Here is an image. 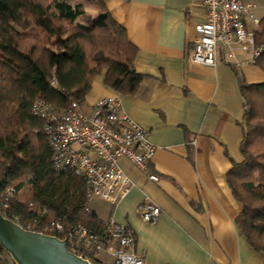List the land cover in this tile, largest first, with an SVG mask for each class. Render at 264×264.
Here are the masks:
<instances>
[{
  "label": "crops",
  "instance_id": "1",
  "mask_svg": "<svg viewBox=\"0 0 264 264\" xmlns=\"http://www.w3.org/2000/svg\"><path fill=\"white\" fill-rule=\"evenodd\" d=\"M98 2L136 48L134 67L142 80L134 94H122L105 84V71L83 108L91 112L101 98L117 96L123 111L150 131L156 152L147 172L159 180L122 158L134 187L118 205L92 199L90 211L104 223L126 225L146 264H264L239 232L243 206L228 184L229 172L244 160L241 81L264 83V72L240 51L230 58L221 49L215 67L190 60L195 26L204 17L200 0ZM247 2L264 13V4ZM147 198L161 209L155 224L138 213Z\"/></svg>",
  "mask_w": 264,
  "mask_h": 264
},
{
  "label": "trees",
  "instance_id": "2",
  "mask_svg": "<svg viewBox=\"0 0 264 264\" xmlns=\"http://www.w3.org/2000/svg\"><path fill=\"white\" fill-rule=\"evenodd\" d=\"M74 1L0 0V213L19 218L24 229L65 240L44 228L60 220L68 230L83 225L101 232L104 222L86 212L84 182L54 170L44 123L33 115V105L44 100L67 109L74 100L90 113L83 104L103 72L105 84L122 94H134L142 80L125 30L97 0V19L75 23L85 11ZM255 42L264 46V18ZM256 65L264 72V51ZM241 91L244 160L229 172L228 184L243 206L236 219L239 232L264 257V83L241 81ZM9 186L18 194L29 187V198L17 196L4 208L1 198Z\"/></svg>",
  "mask_w": 264,
  "mask_h": 264
},
{
  "label": "built area",
  "instance_id": "3",
  "mask_svg": "<svg viewBox=\"0 0 264 264\" xmlns=\"http://www.w3.org/2000/svg\"><path fill=\"white\" fill-rule=\"evenodd\" d=\"M199 4L204 17L195 26L192 62L215 67L221 49H226L230 58L236 51L249 53L254 60L261 57L264 46L256 44L255 30L248 27L249 22L255 27L260 23L256 5L247 0H200ZM32 112L44 123L43 133L51 148L54 170L72 172L81 179L88 201L99 199L118 205L128 196L134 184L119 164L122 158L146 172L150 180H159L147 172L156 152L151 133L123 111L117 96L101 98L90 113H85L74 100L67 109L37 100ZM17 194L14 187H7L1 205L9 208ZM86 212H91L89 207ZM138 213L144 222L155 224L161 209L147 198ZM13 222L19 224V218ZM44 231L67 236L73 251L92 264H109L99 260L101 253L112 258L110 264H146L145 258L135 251V235L126 225L112 219L104 223L101 232L83 225L68 230L60 220L52 221ZM0 264H13L1 245Z\"/></svg>",
  "mask_w": 264,
  "mask_h": 264
},
{
  "label": "water",
  "instance_id": "4",
  "mask_svg": "<svg viewBox=\"0 0 264 264\" xmlns=\"http://www.w3.org/2000/svg\"><path fill=\"white\" fill-rule=\"evenodd\" d=\"M0 245L13 264H92L56 236L24 229L0 213Z\"/></svg>",
  "mask_w": 264,
  "mask_h": 264
},
{
  "label": "rangeland",
  "instance_id": "5",
  "mask_svg": "<svg viewBox=\"0 0 264 264\" xmlns=\"http://www.w3.org/2000/svg\"><path fill=\"white\" fill-rule=\"evenodd\" d=\"M97 1L95 0H76L74 1L73 2L74 5H80L85 11V14L81 16L80 18H78L75 23L90 25L92 22H94L97 19V15L99 11ZM260 1L256 0L258 6L260 4H264V0H260ZM255 14L257 15L258 18H260L261 16H263L264 13L260 9L258 11L256 10ZM255 82H261V81H255ZM17 196L18 197L22 196L23 197L22 199H28L30 196L29 187H25ZM99 260L105 263H109V264L112 262V258L106 253H101L99 255Z\"/></svg>",
  "mask_w": 264,
  "mask_h": 264
}]
</instances>
